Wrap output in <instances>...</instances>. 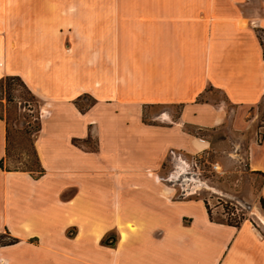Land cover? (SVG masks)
I'll list each match as a JSON object with an SVG mask.
<instances>
[{"label":"crops","instance_id":"crops-1","mask_svg":"<svg viewBox=\"0 0 264 264\" xmlns=\"http://www.w3.org/2000/svg\"><path fill=\"white\" fill-rule=\"evenodd\" d=\"M263 28L264 0H0V77L41 98L45 168L0 167V231L18 238L0 244V264H264L252 221L212 218L162 175L171 150L212 147L185 125L219 126L228 102L248 167L264 173ZM208 86L226 101L201 100ZM156 103L181 104L178 119L146 121Z\"/></svg>","mask_w":264,"mask_h":264},{"label":"rangeland","instance_id":"rangeland-1","mask_svg":"<svg viewBox=\"0 0 264 264\" xmlns=\"http://www.w3.org/2000/svg\"><path fill=\"white\" fill-rule=\"evenodd\" d=\"M258 34L262 39L260 30ZM262 43L264 44V39ZM9 93L12 94L11 100L6 98ZM29 97L30 93L19 80L15 81L12 89L0 88V109L5 111L10 124L9 156L6 163L36 168L38 163L34 141L38 133L36 115L40 114L41 98L39 97V103L34 99L28 100L33 106L29 108L28 104L24 105ZM200 99L215 103L226 101L225 95L213 86H208ZM93 100L92 95L85 93L76 101L79 107H87ZM181 109V104H145L143 116L146 121H154L157 120L156 116L169 110L172 120H177ZM226 109L227 119L219 126L185 125L190 131L210 139L212 147L207 152L171 150L163 164L162 175L177 187L179 195L205 199L215 219L226 222L249 220L264 232V221L259 215V212L264 215L261 200L264 176L248 167V138L243 131L231 126L234 105L228 102ZM262 118L264 119V114ZM263 122L260 121L259 124ZM260 125L257 129L259 137L262 132ZM88 145L95 146V140L92 139ZM181 160L185 167L178 176H172L179 169ZM0 234V240L10 239L6 231H0Z\"/></svg>","mask_w":264,"mask_h":264},{"label":"trees","instance_id":"trees-1","mask_svg":"<svg viewBox=\"0 0 264 264\" xmlns=\"http://www.w3.org/2000/svg\"><path fill=\"white\" fill-rule=\"evenodd\" d=\"M17 80L21 81V83L27 88L28 92L30 93V97L27 99V101L24 103V105L28 104V107L32 108L33 106L31 104V102H29L28 100H33L34 99L36 102H38L39 97L36 96V94L28 87V85L22 79V77L20 75H18V74H8V75H4V76L0 77V88L4 89V90L5 89H12V88H14V83ZM6 98L8 100H11L12 99V94L9 93V95L6 96ZM0 101H2L1 98H0ZM80 108L81 109H85L86 107H80ZM6 111H7V109H6ZM0 117L5 119V121H6V153L0 158V167L3 168V169H8V170H11V169H26V170H29L32 173L33 176H35V177L40 176L44 172L45 168L40 163V160H39V157H38V154H37L35 146H34V149H35V152H36V155H37V163H38L36 168H32V167L25 168V167H21V166H18V165H8L6 163L7 158L9 156L10 124H9V120H8V117H7L6 113H5V111H2L1 109H0ZM36 119H38L37 123H36V130L39 131L40 128H41V115L40 114L36 115ZM262 174L264 176V173H262ZM261 200H262V203L264 205L263 197H261ZM206 204H207V207H208V210L210 212L211 217L214 218L213 215H212L211 207H210V205L208 204L207 201H206ZM227 222L233 223V224H237V225H239L241 223V221H235V222L227 221ZM5 231L10 235V239L6 240V241L5 240L4 241L0 240V244L15 242V241L18 240L17 237L12 236L10 234V231H9L8 228ZM116 235L117 234L115 232H109V233H107L104 236L103 240L105 242L114 243L116 241V238H117Z\"/></svg>","mask_w":264,"mask_h":264},{"label":"bare ground","instance_id":"bare-ground-1","mask_svg":"<svg viewBox=\"0 0 264 264\" xmlns=\"http://www.w3.org/2000/svg\"><path fill=\"white\" fill-rule=\"evenodd\" d=\"M168 114H166L165 116H167ZM169 116V115H168ZM185 167V163L183 160L180 161V164H179V169H177L176 171L173 172L172 176H178L181 169ZM257 214V213H256ZM259 215H260V218H262V220L264 221V215H262L260 212H259Z\"/></svg>","mask_w":264,"mask_h":264},{"label":"built area","instance_id":"built-area-1","mask_svg":"<svg viewBox=\"0 0 264 264\" xmlns=\"http://www.w3.org/2000/svg\"><path fill=\"white\" fill-rule=\"evenodd\" d=\"M261 32V36H262V40L264 39V28L260 30ZM259 136V135H258ZM260 138V137H259Z\"/></svg>","mask_w":264,"mask_h":264}]
</instances>
